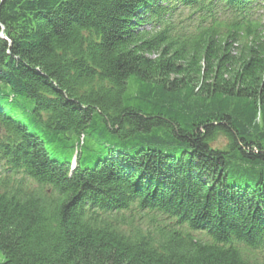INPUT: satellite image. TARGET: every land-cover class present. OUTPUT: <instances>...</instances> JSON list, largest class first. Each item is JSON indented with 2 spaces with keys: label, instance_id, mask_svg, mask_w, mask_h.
<instances>
[{
  "label": "trees",
  "instance_id": "1",
  "mask_svg": "<svg viewBox=\"0 0 264 264\" xmlns=\"http://www.w3.org/2000/svg\"><path fill=\"white\" fill-rule=\"evenodd\" d=\"M0 253L264 264V0H0Z\"/></svg>",
  "mask_w": 264,
  "mask_h": 264
},
{
  "label": "rangeland",
  "instance_id": "2",
  "mask_svg": "<svg viewBox=\"0 0 264 264\" xmlns=\"http://www.w3.org/2000/svg\"><path fill=\"white\" fill-rule=\"evenodd\" d=\"M8 105V107L9 108H13L12 106H11V104H7ZM11 114L12 115H16V116H18L21 120H25V118L23 117V115H22V112L19 110V111H15V109L13 108L12 110H11ZM225 143V138L223 137V136H220L219 138H218V144L219 145H223ZM3 259H4V256H3V254H1L0 253V260H2L3 261Z\"/></svg>",
  "mask_w": 264,
  "mask_h": 264
}]
</instances>
